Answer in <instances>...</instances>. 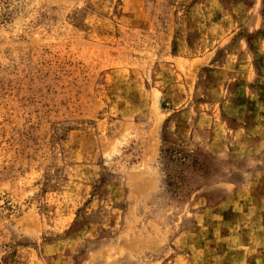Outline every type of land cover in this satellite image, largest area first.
Returning a JSON list of instances; mask_svg holds the SVG:
<instances>
[{"label":"rangeland","instance_id":"rangeland-1","mask_svg":"<svg viewBox=\"0 0 264 264\" xmlns=\"http://www.w3.org/2000/svg\"><path fill=\"white\" fill-rule=\"evenodd\" d=\"M262 136L264 0H0V264H264Z\"/></svg>","mask_w":264,"mask_h":264},{"label":"crops","instance_id":"crops-1","mask_svg":"<svg viewBox=\"0 0 264 264\" xmlns=\"http://www.w3.org/2000/svg\"><path fill=\"white\" fill-rule=\"evenodd\" d=\"M262 123V122H261ZM262 138H264V136H262Z\"/></svg>","mask_w":264,"mask_h":264}]
</instances>
